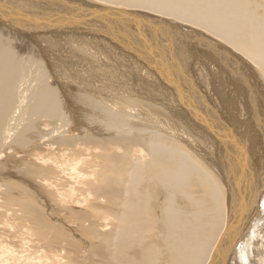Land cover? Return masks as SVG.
<instances>
[{"label":"bare ground","instance_id":"6f19581e","mask_svg":"<svg viewBox=\"0 0 264 264\" xmlns=\"http://www.w3.org/2000/svg\"><path fill=\"white\" fill-rule=\"evenodd\" d=\"M0 264H264V0H0Z\"/></svg>","mask_w":264,"mask_h":264}]
</instances>
